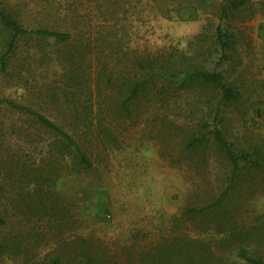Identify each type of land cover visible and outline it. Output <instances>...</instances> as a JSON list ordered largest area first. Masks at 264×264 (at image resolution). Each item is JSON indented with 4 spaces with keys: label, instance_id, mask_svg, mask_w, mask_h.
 Here are the masks:
<instances>
[{
    "label": "rangeland",
    "instance_id": "obj_1",
    "mask_svg": "<svg viewBox=\"0 0 264 264\" xmlns=\"http://www.w3.org/2000/svg\"><path fill=\"white\" fill-rule=\"evenodd\" d=\"M0 7L17 12L28 31L72 36L63 45L21 37L0 71V98L58 125L72 119L69 108L93 109L92 123L110 133L88 136L93 168L75 173L33 116L0 107V264H197L227 252L218 242L231 232L264 229L263 177L231 198L229 219L188 213L223 191L230 167L211 138L185 148L202 122L236 148L264 141V0H0ZM218 27L231 38L223 52ZM154 60L219 70L242 101L216 115L211 88L161 102L152 91L128 116L122 92L141 75L136 62ZM250 245L264 253L261 239Z\"/></svg>",
    "mask_w": 264,
    "mask_h": 264
},
{
    "label": "trees",
    "instance_id": "obj_2",
    "mask_svg": "<svg viewBox=\"0 0 264 264\" xmlns=\"http://www.w3.org/2000/svg\"><path fill=\"white\" fill-rule=\"evenodd\" d=\"M0 35L4 39V51L0 54V71L2 72L6 69L7 60L10 54L14 52L21 37L34 36L40 39H51L59 45L68 44L72 39L71 33L68 31L59 32L46 28L28 31L22 27V20L18 13L7 7H0ZM215 42L219 46L220 51L223 52L230 47L231 38L225 35L218 27L215 34ZM136 63L141 75L122 92V102L119 106L128 116L130 115V106L134 104V101L142 96L143 98L146 97L148 92L152 91H154L153 102H161L165 100V95L169 98L165 101H172L189 89L195 87L211 88L216 91L218 97L215 106L216 115L219 114L222 108L242 101V93L235 85L226 82L223 73L219 70L192 68L187 71L184 69L182 61L179 67H174L172 64L166 66L158 60L137 61ZM153 79L155 82H153ZM150 87L154 90H151ZM2 106L33 116L37 123L52 133L56 138V142L53 143V146H49L50 150L56 151L60 162L61 160H66L70 163L72 171L75 173L88 172L93 168L92 161L83 145L88 136L99 138V135H102L104 138L110 135L101 127L102 125L99 123L94 125L92 123V120H94L93 115L97 117L93 109H90L88 113L87 110H84L86 108H83L82 110L84 111L82 112L78 109L69 108L68 114H70L72 119L66 121L64 125H58L28 107L0 98V107ZM118 111L116 109L117 113H119ZM88 115H91V118ZM96 121L99 120L96 119ZM201 128L203 129L202 132L188 136L185 146L186 150L206 146L209 138H211L217 152L228 163L230 175L228 184L209 205L193 209L188 213H206L212 215L213 218L229 219V214L231 213H229L228 208L231 198L237 199L235 194L240 192V188L247 185L251 187L250 184H254L256 178H264V141L247 148H236L225 139L216 124L208 127L206 122H202ZM57 157L56 159H58ZM4 224L5 221L0 218V226ZM225 238L221 239L218 244L219 249L226 247L228 253L223 252L219 256L209 254L199 256L197 264H264V253L260 252L256 246L250 245L251 241L256 238L264 241V229L254 228L237 234L231 232ZM235 241L236 244L230 247V244ZM50 264H59V260L55 259ZM186 264L196 263L189 260Z\"/></svg>",
    "mask_w": 264,
    "mask_h": 264
}]
</instances>
